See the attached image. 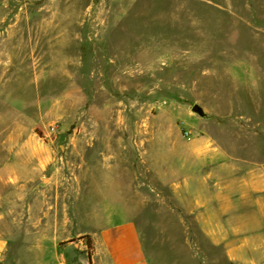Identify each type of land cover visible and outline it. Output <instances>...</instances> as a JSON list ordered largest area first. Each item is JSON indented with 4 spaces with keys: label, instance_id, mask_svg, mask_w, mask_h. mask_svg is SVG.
I'll list each match as a JSON object with an SVG mask.
<instances>
[{
    "label": "rangeland",
    "instance_id": "374dc122",
    "mask_svg": "<svg viewBox=\"0 0 264 264\" xmlns=\"http://www.w3.org/2000/svg\"><path fill=\"white\" fill-rule=\"evenodd\" d=\"M0 134L38 150L32 195L76 178L81 195L126 194L151 264H264V212L230 256L154 171L182 179L184 153L210 146L264 171V0H0ZM242 197L248 216L264 201ZM60 205L80 230L90 204Z\"/></svg>",
    "mask_w": 264,
    "mask_h": 264
},
{
    "label": "crops",
    "instance_id": "0c3cea01",
    "mask_svg": "<svg viewBox=\"0 0 264 264\" xmlns=\"http://www.w3.org/2000/svg\"><path fill=\"white\" fill-rule=\"evenodd\" d=\"M26 135L0 134V264H151L123 192L108 195L89 190L81 195L76 178L70 184L74 194H50L48 189L56 185L51 183L42 188V194H30L43 162L38 150L25 144ZM15 136L18 146L13 145ZM200 143L196 140L194 145ZM181 165L185 175L173 183L168 172L154 171L157 179L168 178L167 185L181 186L188 193L194 218L212 244L224 246L233 256L237 236L246 232L240 220L248 217L254 219L251 233H261L263 225L257 221L264 212L263 199L254 200L256 213L248 216L242 196L264 194L263 167L248 175L246 164L241 166L233 152L218 146L189 149ZM54 166L49 164L47 169ZM107 183L104 186H114ZM64 202L90 204L80 230L73 231L78 212H63L60 204Z\"/></svg>",
    "mask_w": 264,
    "mask_h": 264
},
{
    "label": "water",
    "instance_id": "95a60500",
    "mask_svg": "<svg viewBox=\"0 0 264 264\" xmlns=\"http://www.w3.org/2000/svg\"><path fill=\"white\" fill-rule=\"evenodd\" d=\"M190 112L202 120L210 119V116L205 112V110L199 104H194L191 107Z\"/></svg>",
    "mask_w": 264,
    "mask_h": 264
}]
</instances>
